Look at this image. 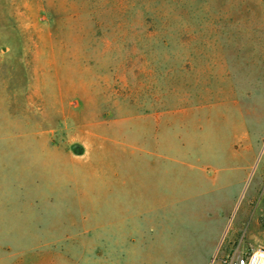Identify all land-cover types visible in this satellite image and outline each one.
<instances>
[{
	"label": "rangeland",
	"instance_id": "1",
	"mask_svg": "<svg viewBox=\"0 0 264 264\" xmlns=\"http://www.w3.org/2000/svg\"><path fill=\"white\" fill-rule=\"evenodd\" d=\"M262 246L264 0H0V260Z\"/></svg>",
	"mask_w": 264,
	"mask_h": 264
},
{
	"label": "built area",
	"instance_id": "2",
	"mask_svg": "<svg viewBox=\"0 0 264 264\" xmlns=\"http://www.w3.org/2000/svg\"><path fill=\"white\" fill-rule=\"evenodd\" d=\"M225 264H264V247L248 253L234 254L224 262Z\"/></svg>",
	"mask_w": 264,
	"mask_h": 264
},
{
	"label": "crops",
	"instance_id": "3",
	"mask_svg": "<svg viewBox=\"0 0 264 264\" xmlns=\"http://www.w3.org/2000/svg\"><path fill=\"white\" fill-rule=\"evenodd\" d=\"M8 203L9 204H8V209H7V220L9 221V223H11V225H13L14 224V208H13L14 203H13L12 199H11V203H10V200ZM10 236H11L10 240L13 242L14 237H13V235H10ZM7 247L8 248L11 247V249H13V246L10 245L9 243H8ZM262 247H264V246H262ZM0 264H13V259L11 258V260H10V253L9 252H7V255L5 256V258L0 260Z\"/></svg>",
	"mask_w": 264,
	"mask_h": 264
}]
</instances>
